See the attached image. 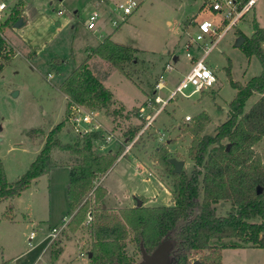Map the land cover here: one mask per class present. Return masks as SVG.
I'll use <instances>...</instances> for the list:
<instances>
[{
  "label": "rangeland",
  "instance_id": "obj_1",
  "mask_svg": "<svg viewBox=\"0 0 264 264\" xmlns=\"http://www.w3.org/2000/svg\"><path fill=\"white\" fill-rule=\"evenodd\" d=\"M7 1L14 6L18 0ZM24 1L27 6H22L21 24L1 29L8 47L13 50L11 60L0 72V159L10 181L16 180L28 169L45 141L44 135L35 132L29 136L27 132L32 128L48 132L64 118L66 97L59 88L60 83L85 60L108 30L116 32L115 41L133 46L138 51L135 61L125 64V73L96 55L89 60L92 70L113 92V102L109 107L94 113L95 120L106 128V134L111 132L114 135L107 143L95 141V148L101 153L109 150L117 152L131 144L124 132L142 122L145 124L154 113L148 98L153 95L160 73L167 77L168 89L159 92L167 96L178 77L190 66L185 43L196 32L194 22L211 17V13L202 7L204 0H145L127 19L115 26L111 18L104 17L106 0ZM111 1L115 5L119 0ZM96 10L102 16L96 20L94 28H88L89 16ZM255 20L264 27V0H257L239 25L240 29L251 35ZM238 38L239 32L231 30L207 58L218 78L214 88L190 97L178 94L145 128L142 137L131 146L130 153L120 157V161L118 156L115 168L113 164L112 170L105 174L106 178L103 175L97 181L108 189L107 204L103 206L115 209L133 207L137 198H145V206L173 205L172 178L160 164L156 150L165 145L175 158L185 161L183 168L191 172L193 161L188 157V148L193 136L188 127L193 126L197 116L206 114L202 134H214L227 119L229 103L237 93L231 80L246 83L262 71L259 58L256 55L247 56L236 45ZM174 55L178 57L174 62L175 69L165 71L166 62L172 61ZM62 72L66 73L65 76ZM184 91L189 93L191 88ZM260 97L261 94L256 93L246 101V112ZM159 105L156 103V107ZM115 109H121L122 113L114 112ZM82 126L88 127L85 124ZM74 136L72 123L68 121L60 139L67 142ZM254 149L264 160V137L256 142ZM52 157L71 161V154L59 148L53 150ZM57 170L54 178L58 182V193L54 212L64 211L69 220L58 237L49 242L38 264H91L88 250L92 247L93 237L89 223H85L89 215L78 228L69 226L73 213L68 195L65 199L61 188L64 185L66 193L69 172L64 168ZM40 178L43 181L41 190L36 191L34 196L26 190L20 196L0 202V243L4 246L0 249V262L4 258H13L17 264L16 260L24 254L18 255L25 252L37 257L38 251L34 253V247L29 244V234L31 230L36 231L35 244L42 226L38 219L49 210L48 181L45 175ZM158 190L157 197L155 192ZM92 192L88 194L91 198ZM229 207V204L221 203L217 207L218 213L226 214ZM28 212L31 219L27 217ZM63 221L61 219L55 226ZM128 252L135 255L136 262L141 260L142 256L134 244L129 243ZM205 255L206 252L193 253L191 258L200 261ZM223 260L228 264H264V248L225 249Z\"/></svg>",
  "mask_w": 264,
  "mask_h": 264
},
{
  "label": "trees",
  "instance_id": "obj_2",
  "mask_svg": "<svg viewBox=\"0 0 264 264\" xmlns=\"http://www.w3.org/2000/svg\"><path fill=\"white\" fill-rule=\"evenodd\" d=\"M23 5V0H18L0 25V72L13 55L1 29L15 25L22 17ZM252 25L251 35L240 28L237 32L244 38L241 49L247 56L259 58L262 71L246 83L231 80L237 93L229 103L227 119L214 134H202L206 114L197 116L193 126L188 127L193 136L188 148V157L193 161L191 172L184 168L177 170L171 160L174 156L165 145L156 150V157L172 178L173 205L145 206V198H137L133 207L103 206L108 189L97 181L124 148L117 152H98L95 141L103 139L98 131L75 133L67 142L60 139L72 104L101 110L113 102V92L92 70L89 60L96 55L125 73V64L137 58V48L110 37L93 48L60 83L59 88L66 96L64 118L48 132L42 128L27 132L29 136L37 132L45 138L28 169L10 181L0 159V202L21 195L34 179L53 167L66 165L70 172L68 203L73 213L69 226L76 229L87 215L92 216L89 227L93 242L88 250L91 264H134L137 260L128 252L129 243L134 244L142 256L143 249L152 252L165 239L173 242V264H194L196 260L191 256L199 252H206L199 264H223L224 248H264V160L254 149L256 142L264 137V27L257 20ZM228 75L231 78L230 71ZM256 93L261 97L246 112V101ZM114 112L122 113L121 109ZM143 124L125 130L128 141L136 137ZM55 148L68 151L71 161L54 159ZM258 186L262 187L261 193L257 192ZM91 191L93 198L88 195ZM221 203L230 205L226 214L218 213ZM11 262L5 260L1 264Z\"/></svg>",
  "mask_w": 264,
  "mask_h": 264
},
{
  "label": "built area",
  "instance_id": "obj_3",
  "mask_svg": "<svg viewBox=\"0 0 264 264\" xmlns=\"http://www.w3.org/2000/svg\"><path fill=\"white\" fill-rule=\"evenodd\" d=\"M145 0H119L114 5L116 16L111 18L113 24L118 26L120 21L128 18ZM257 0H204L203 9L211 13V17L204 18L201 21H195L196 32L190 35L186 41V56L189 58L190 66L178 77L175 81V86L170 90L167 96L160 92L168 89L167 77L164 73H160L157 82L155 83L153 95L148 98V103L153 105L154 113L147 119L145 126L140 132H144L155 117L161 113L168 103L174 99L178 94L190 97L191 95L205 90L213 89L217 82V75L215 71L209 66L207 58L211 51L218 46L221 40L231 31H238L239 25L245 20L247 14L253 9ZM12 4L7 0H0V25L4 21V17L9 14L12 9ZM102 16L100 11H94L90 14L87 26L94 28L96 20ZM119 16V17H118ZM2 34V33H1ZM3 35V34H2ZM195 48V51H191ZM174 58L172 61L166 62L164 66L165 71L174 70ZM170 80V79H169ZM191 88L189 93L184 90ZM160 91V92H159ZM156 103L160 104L156 107ZM142 111L143 108L141 107ZM97 110L86 108L83 105L72 104L70 107L69 121L72 123L73 131L77 134H86L92 131H98L103 134L102 143L109 142L114 135L109 132L99 122L95 120L94 113ZM188 119H191L188 116ZM83 124L88 127L82 126ZM139 136V135H138ZM137 138L135 137L131 144L126 145L122 153L119 155L122 158L130 150L131 146ZM152 174V173H150ZM63 223L59 226H54L49 233L50 242L56 239L64 226L68 223L69 218L65 217ZM92 216L89 214L85 223H90ZM36 236V231L32 230L30 239Z\"/></svg>",
  "mask_w": 264,
  "mask_h": 264
},
{
  "label": "crops",
  "instance_id": "obj_4",
  "mask_svg": "<svg viewBox=\"0 0 264 264\" xmlns=\"http://www.w3.org/2000/svg\"><path fill=\"white\" fill-rule=\"evenodd\" d=\"M24 1V0H23ZM116 3V2H115ZM114 3V4H115ZM23 6H27V2H25L24 1V5ZM114 5H113V2L111 1V0H106L105 1V7H104V17L105 18H113L114 17ZM106 19V20H107ZM116 34V32L114 31V30H112V29H110V30H108L107 32H106V36L104 35L101 39H99V41H98V43H97V45L105 38V37H110V38H112L113 40H114V35ZM118 42V41H117ZM120 43V42H119ZM96 45V46H97ZM95 46V47H96ZM177 55H174V59H175V57H176ZM178 58V57H177ZM62 74L65 76V72H62ZM66 97V96H65ZM124 157V156H123ZM121 159V158H120ZM120 159H118L119 161H120ZM114 168H115V163H114V166H113ZM59 168H64V169H66L68 172H69V167L68 166H66V165H63V167H61V166H56V167H53L51 170H50V172H48V173H46V174H42V175H40V176H44L45 175V177H46V179H47V181H48V183H47V187H48V194H49V210H48V213L45 215V216H42V217H39V219H38V221H40V223L42 224V226H41V229H40V232L39 233H42V236L40 237L39 236V233H38V238H39V240L35 243V244H33V242H34V240L36 239V237H37V235L31 240L30 239V234H29V238H28V240H29V244L31 245V247H34V253H36L37 251H38V253H37V257H32L31 255H28V254H25V253H21L20 255H18V256H22L23 254V256L22 257H24L23 258V260L21 259V258H19L18 260H16V263L17 264H38L39 262H40V258H41V256H43V254H44V252L47 250V247H48V244H49V242H50V238H49V233L52 231V228L56 225V224H59V221L61 220V219H64L65 218V216H66V213H64V211H60V212H54V204H55V198H56V195H57V193H58V190H57V186H58V182L56 181V178H54V176H56L57 175V169H59ZM110 170H112V167L110 168ZM109 174V173H108ZM107 174V175H108ZM40 176L38 177V178H36V179H34L33 181H32V183L21 193V195L26 191V190H29L30 191V195H32V196H34L35 194H36V191L37 192H39L40 190H41V188H40V186H41V183L43 182L42 181V179L40 178ZM69 178H70V172H69ZM105 178H106V175H105ZM157 179V178H156ZM32 184H34L35 185V187H33L32 188ZM159 184V186H161L162 185V183H158ZM67 187V186H66ZM62 193H63V196H64V198L66 199V195H67V190H66V193H65V190H64V185H62ZM113 188L116 190V188L113 186ZM155 189H158V187H156ZM159 191V190H158ZM156 193H158L157 194V197H158V195H159V193H160V191L159 192H155V194ZM154 194V195H155ZM20 196V195H19ZM157 197H154V198H157ZM53 198H54V200H53ZM108 197H106V200H105V203L103 204V205H106L107 203H106V201L108 200L107 199ZM139 199V198H138ZM51 201V202H50ZM52 201L54 202L53 203V207H52ZM31 212V211H30ZM28 216V218L29 219H31V215H30V213L28 212V214H27ZM67 217V216H66ZM36 218V217H35ZM32 231V230H31ZM31 233V232H30ZM60 234V233H59ZM0 246H1V248H4V246L0 243ZM244 248H246V247H238V248H230V249H233V250H241V249H244ZM225 249H229V248H224L223 250H222V262H223V264H228V262H226L225 260H223V252H224V250ZM35 256V255H34ZM5 260H12V262H11V264H15L14 262H13V258H4L1 262H0V264L3 262V261H5ZM242 263V262H241ZM241 263H239V264H241Z\"/></svg>",
  "mask_w": 264,
  "mask_h": 264
},
{
  "label": "water",
  "instance_id": "obj_5",
  "mask_svg": "<svg viewBox=\"0 0 264 264\" xmlns=\"http://www.w3.org/2000/svg\"><path fill=\"white\" fill-rule=\"evenodd\" d=\"M22 22V18L18 19L15 23V26H19ZM244 41L243 37H239L236 45L241 47ZM174 60H177V56ZM175 165L177 170H182L184 166V160H179L177 158L171 159ZM257 192H262V187L258 186ZM141 204V203H140ZM173 248V242L170 239H165L158 244V246L152 252H146L144 249L142 250V258L138 262L134 264H173V258L171 257V251ZM91 254H89V257ZM194 264H199V261L196 260Z\"/></svg>",
  "mask_w": 264,
  "mask_h": 264
}]
</instances>
